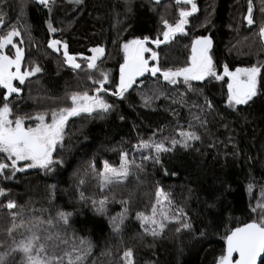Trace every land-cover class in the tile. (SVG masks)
Masks as SVG:
<instances>
[{
  "label": "trees",
  "instance_id": "trees-1",
  "mask_svg": "<svg viewBox=\"0 0 264 264\" xmlns=\"http://www.w3.org/2000/svg\"><path fill=\"white\" fill-rule=\"evenodd\" d=\"M238 1L196 0L199 12L191 16L188 35L177 36L170 44L156 48L160 66L175 69L187 65L191 38L197 35L211 36V55L219 70L224 64L230 70L264 65L262 42L258 35L254 40L251 38L254 35L251 31L258 29L262 19L260 0H253L256 23L251 28L245 26L243 18L246 14L238 13L242 9L245 11L248 0ZM175 6L171 0H161L159 5L152 0H84L80 6L57 0L50 17L47 8L28 3L25 21L30 26L31 38L28 35L22 37L24 63L29 66L38 64L42 71L24 85H19L22 89L19 96L10 97L15 113L24 115L32 110L65 106L63 94L68 87L93 85L86 71L74 72L63 63V49L54 53L47 48L49 39L66 41L69 54L75 55L84 69L87 62L82 57L91 56L89 50L94 47H103L105 55L97 63L110 76H116L118 82V67L122 62L120 43L144 36L156 38L163 27L161 16L170 23L175 22ZM16 8L15 0H0V12L5 14L6 24L15 20ZM49 19L58 29L54 34L48 32L46 21ZM63 19L70 22L65 30L58 26ZM20 31L23 33L24 28ZM232 34L236 41L231 38ZM258 79V86L264 91V67ZM141 80L143 85L139 83ZM226 81V78L211 83L193 81L197 91L192 92L187 91L182 83L173 86L160 79L158 86L168 98L161 97L151 107H144L140 93L151 95L148 90L157 86L156 78L150 75L138 78L137 85L129 90L125 100L109 99L114 105L109 113L92 117L84 114L68 121L64 149L57 151L56 156L64 159L62 168L58 167L53 174L29 170L16 173L12 180L0 179V187L7 191L0 203L14 200L26 213L48 209L44 212L45 218L49 214L54 216L57 209L73 212V228L94 245L87 264H121L120 257L127 248L134 250L135 264H216L224 250L223 237L227 232L258 218L250 208L256 205L260 188L264 186V97L250 107L238 106V111H233L226 106ZM4 93L0 88V102ZM181 94L184 103H173V99L180 100ZM205 98L212 102V109L203 107L202 110ZM181 129L195 131L201 140L193 142L188 150L177 146L174 152L162 154L163 167L145 162V172L140 174L142 183H138L133 175L124 186L103 194L92 187L95 182L91 179L84 187L85 195H94L97 199L101 195H108L111 199L114 195L120 201L134 193L123 241L120 242L112 234L107 217L94 214L90 203L78 202L73 173L78 169L82 171L90 162H94L98 169L103 160L118 165L121 150L140 163L141 153L133 146L141 139L160 140L170 136L179 139L177 133ZM164 169L176 174L165 175ZM250 181L255 184L251 194L247 191ZM50 185H56L55 200L51 203ZM157 186L170 194L173 201L170 215L182 208L193 225L192 231L177 233L178 225L169 224L161 237L141 238L137 235L141 230L135 220L136 212L150 214ZM107 207L109 217L122 210L118 202L109 203ZM3 214L0 210V216ZM0 239L5 238L0 235ZM108 250L111 256L102 255Z\"/></svg>",
  "mask_w": 264,
  "mask_h": 264
},
{
  "label": "snow or ice",
  "instance_id": "snow-or-ice-1",
  "mask_svg": "<svg viewBox=\"0 0 264 264\" xmlns=\"http://www.w3.org/2000/svg\"><path fill=\"white\" fill-rule=\"evenodd\" d=\"M56 2L57 0H26V3H35L47 8L50 17ZM67 2L70 5L80 6L84 0H67ZM154 2L157 5L160 4V0H154ZM175 4L178 7V18L174 23H170L161 16L163 27L156 38L137 37L121 44L123 63L119 66L118 82H113L110 79V74L99 68L97 61H100L105 55L103 47H94L89 50L92 53L91 56L82 57L87 62V68L84 69L82 64L77 62V57L69 54V46L66 41L49 39L47 48L54 53H60L63 49V63L74 72L86 71L87 78L95 87L92 89L93 94H89V91L68 93L66 99L70 101V105L51 108L37 112L35 115L27 113L14 115V104L10 100L13 94L19 96L22 92V89L15 85L14 81H18L19 85H24L30 77H34L42 71L38 64H32L22 70L25 50L20 45L24 43L23 35H28L31 38L30 26L27 23L22 24L21 27L24 28L22 33L20 27L17 26L18 18L17 24L5 27V14L0 12V88L6 90L2 96V102H0V154L3 155V159H0V177L6 180L12 179L16 173L33 168L41 169L45 174L55 172L57 167L62 168L65 164L64 159L55 158L54 153L57 152L58 147L61 150L64 149L65 129L68 121L73 117H80L82 114L92 117L109 113L113 110L114 105L108 103L101 93L109 94L123 101L127 98L126 94L129 90L137 85L138 78L145 77V74L156 78L157 86L148 90L151 95L148 92L140 93L144 107H151L152 103L161 97L168 98L158 86L161 78L168 85L175 86L182 83L187 91L192 92L197 91L192 84L193 81L211 83L213 80L225 81L227 78L226 106L233 111H238V106L241 105L250 107L264 97V91L258 86L260 85L258 78L261 76V69L264 65L237 67L231 71L229 66L224 64L222 73L218 72L211 55L213 48L211 36H198L192 39L191 55L188 58L187 66L175 69H163L160 66L159 53L148 45H155L159 49L161 45L170 44L178 35L187 36L188 18L199 10L196 0H175ZM23 7L21 8L22 12ZM259 12L262 19L256 35L264 47V0H260ZM243 19L250 28L256 23L253 0H248L247 14ZM46 24L49 34L58 31L53 26L51 19L46 21ZM16 38H20L19 41ZM150 61L155 63L150 64ZM93 73H98V76ZM113 83L114 89L109 92L106 85ZM139 83L143 85L142 80ZM200 94L203 95L202 90ZM172 102L183 104V94L179 101L173 99ZM203 107L212 109L213 104L205 98L204 106H201L202 110ZM195 119L199 120L200 117H195ZM26 120L34 121L35 125L26 126ZM201 123L204 124L206 121H201ZM191 127L192 125L189 124V128ZM155 135L156 133H153V136ZM177 135L179 139L176 136L163 137L160 140L141 139L135 145V151L141 153L140 163H137L134 157L130 158L127 151L121 150L119 151L118 165L103 160L102 167L98 169L94 162H90L82 171L78 169L73 173L76 178L75 188L79 198L78 202L90 203L94 214L107 217L112 234L120 242L123 241V232L126 221L129 219V209L134 193H130L128 199L120 201H117L114 195L111 199L108 195H101L97 199L94 195H85L84 187L91 179L95 182L92 187L98 188L103 194L124 186L133 175L136 176L138 183H142L140 174L145 172V162L151 161L153 165L160 164L162 166V154L174 152L177 146L188 150L192 147L193 142L201 140L200 135L195 131L181 129ZM197 151L199 150L197 149ZM164 174L175 175L176 173L164 169ZM254 187V182L250 181L247 191L251 194ZM55 189L56 185L49 186V203L55 200ZM6 196V189L0 187V197ZM154 197L155 202L151 204L150 214L143 211L136 212L135 220L139 223L141 230L137 233L138 236L141 238L151 236L154 239L161 237L169 224L178 225L175 229L177 233L192 231L193 225L182 208L170 215L173 201L169 193L157 186ZM114 202L120 203L122 210L115 216L109 217L107 206ZM0 210L4 212L0 216V235L5 238L0 239V264H87L94 245L89 238L79 236L73 228V212L57 209L54 216L49 214L45 218L44 212L49 211L48 209L26 213L23 207L11 199L0 203ZM250 211L257 214L258 218L227 232L223 237L226 247L216 260V264H264V186L260 188L257 203L250 208ZM37 212L40 214L37 215ZM201 235L203 236L204 233ZM102 255L111 256V251L108 250ZM120 260L121 264H135L134 250L132 248L125 249Z\"/></svg>",
  "mask_w": 264,
  "mask_h": 264
},
{
  "label": "rangeland",
  "instance_id": "rangeland-1",
  "mask_svg": "<svg viewBox=\"0 0 264 264\" xmlns=\"http://www.w3.org/2000/svg\"><path fill=\"white\" fill-rule=\"evenodd\" d=\"M152 1H154V0H152ZM161 1V0H160ZM162 1H164V0H162ZM167 1V0H166ZM240 1V0H239ZM238 1V2H239ZM15 2H16V5H17V8H16V18H15V20H13V21H9L10 23H8L7 22V24H6V26L5 27H7V25H10V24H17V20H18V18H19V23L17 24V26L18 27H20V28H22L21 27V25L22 24H24V23H27L26 21H25V16H26V13H25V9H26V5L28 4V3H26V0H15ZM171 2H173L174 4H175V0H171ZM22 6H24L23 7V12L21 11V8H22ZM198 6V5H197ZM189 8H190V5L188 6ZM198 9H199V6H198ZM255 10V9H254ZM257 10V9H256ZM1 11V10H0ZM175 11H176V19L178 18V7L177 6H175ZM174 11V12H175ZM198 12H199V10H198ZM198 12H196V13H198ZM196 13H194V14H196ZM238 13H245V14H247V7L245 8V11H244V9H242L241 11H238ZM193 14V15H194ZM189 19V23H188V25L186 26V31L188 32V30H187V28L189 27V24H190V20H191V17H189L188 18ZM176 21V20H175ZM69 25H70V22H68L67 20H65V19H63V20H61V21H59V23H58V26L60 27V28H62L63 30H65V29H67L68 27H69ZM245 26L246 27H249L248 25H247V22L245 21ZM253 27V26H252ZM234 28L232 27V30H233ZM234 31V30H233ZM258 31V29L256 30V31H251L252 32V34H254L251 38L254 40L255 38H256V32ZM190 35V34H189ZM191 35H196V33H191ZM179 36V35H178ZM198 36H200V35H197V36H193L192 38H191V41H192V39H194L195 37H198ZM201 36H208V35H201ZM231 38L234 40V34H232V36H231ZM16 39H18V38H16ZM52 39V38H51ZM234 41H236V39L234 40ZM123 43V42H122ZM122 43H120V46H121V44ZM237 43H235V44H232V48L236 45ZM21 47H23L24 48V44H22V45H20ZM149 47H151L153 50H155L156 51V47H155V45H152V44H149L148 45ZM25 50V49H24ZM51 50V49H50ZM120 50H121V47H120ZM52 51V50H51ZM13 52H14V50H13ZM122 52V51H121ZM146 55H150V54H146ZM191 55V48H190V53H189V56ZM189 56H188V58H189ZM121 57H122V62L121 63H123V52L121 53ZM152 63H155V62H153V61H150V64H152ZM187 63H188V60H187ZM186 63V64H187ZM185 66H187V65H185ZM27 67H29V65H26L24 62H23V64H22V70L24 69V68H27ZM99 68L100 69H102L103 70V67L100 65L99 66ZM237 68V67H236ZM218 70V72H221L222 73V71H223V67L219 70V69H217ZM235 70V68L234 69H232L231 71H234ZM118 71H119V67H118ZM113 73V72H112ZM97 76H98V73H95ZM145 75H150V74H145ZM158 76H159V74H158ZM116 77V76H115ZM115 77H113V76H110V79L113 81V82H116V80H115ZM31 78V77H30ZM227 79V78H226ZM161 80H162V78H161ZM163 81V80H162ZM164 82V81H163ZM90 83H91V81H90ZM14 84L15 85H17V86H19V82L18 81H14ZM95 86V85H94ZM106 87L109 89V92H111L113 89H114V83L113 84H109V85H106ZM94 87H93V85H90V86H88V87H81L79 84H77V85H74V86H70V87H68L67 88V90H66V92L63 94V99H64V103H65V106H68V105H70V101L69 100H67L66 99V94H68V93H71V92H73V91H89V94H93L92 93V89H93ZM5 91V90H4ZM101 95L107 100V102L108 103H110L109 102V99L111 98V97H114V96H111V95H109V94H106V93H101ZM241 106H244V105H241ZM59 107H61V106H59ZM45 110H48V109H42V111H45ZM42 111H35V110H32V111H30L29 112V114L30 115H35L37 112H42ZM13 112H14V115H17L16 113H15V111H14V109H13ZM18 115H22V114H18ZM82 115H84V114H82ZM73 118H76V117H73ZM73 118H71V119H73ZM26 126H34L35 125V122L34 121H30V120H26ZM68 125V124H67ZM66 136V135H65ZM263 143H264V139H263ZM137 145V144H136ZM133 149L135 150V145L133 146ZM59 150H61L59 147H58V149H57V151H59ZM2 155V154H1ZM57 156V152L56 153H54V157L55 158H57L56 157ZM0 159H3V155H2V158H0ZM58 159V158H57ZM22 166V165H21ZM58 168V167H57ZM29 170H40V171H42V172H44L43 170H41V169H38V168H33V169H27L26 171H29ZM56 172V171H55ZM55 172H53V173H55ZM53 173H48V174H53ZM0 179H2V180H4V181H8V180H12V179H8V180H6V179H4L3 177H0ZM0 199H1V197H0Z\"/></svg>",
  "mask_w": 264,
  "mask_h": 264
},
{
  "label": "water",
  "instance_id": "water-1",
  "mask_svg": "<svg viewBox=\"0 0 264 264\" xmlns=\"http://www.w3.org/2000/svg\"><path fill=\"white\" fill-rule=\"evenodd\" d=\"M63 52V51H62ZM71 55H73V54H71ZM243 226V225H242ZM242 226H240V227H242ZM225 247H226V245L224 246V249H225ZM238 258V257H237Z\"/></svg>",
  "mask_w": 264,
  "mask_h": 264
},
{
  "label": "flooded vegetation",
  "instance_id": "flooded-vegetation-1",
  "mask_svg": "<svg viewBox=\"0 0 264 264\" xmlns=\"http://www.w3.org/2000/svg\"><path fill=\"white\" fill-rule=\"evenodd\" d=\"M5 92H6V90H5ZM16 94H13V96H15Z\"/></svg>",
  "mask_w": 264,
  "mask_h": 264
}]
</instances>
